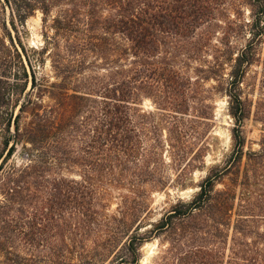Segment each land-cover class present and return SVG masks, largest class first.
Returning <instances> with one entry per match:
<instances>
[{"label": "trees", "instance_id": "obj_1", "mask_svg": "<svg viewBox=\"0 0 264 264\" xmlns=\"http://www.w3.org/2000/svg\"><path fill=\"white\" fill-rule=\"evenodd\" d=\"M5 4L11 9L16 30L17 22L24 27L37 9L44 14L45 23L52 9H59L53 24V50L44 45L30 55L25 46L21 51L15 46L0 13V29L10 41L8 46L0 38V190L6 201L7 197L13 200L38 180L47 182V172L71 171L76 162L84 167L80 192L75 193L74 182L65 178L55 187L61 201L59 217L69 228L62 227L60 233L64 243L58 255L61 264L68 260L100 264L106 251L111 252L91 254L74 247L71 236L81 233L76 225L73 230L68 225L71 216L65 204L75 196L89 199L91 205L103 198L102 179L109 175L106 167L115 168L122 153L128 161L135 158L141 146L134 142L138 134L129 111L139 100V92L151 91L160 106L166 105L161 87L181 83L178 72L174 73L176 80L171 78L173 57L197 52L194 37L200 28V11L206 15L216 8L223 18L231 10L238 15L219 21L226 27L221 26L223 49L213 72L229 98V113L235 121L232 153L212 169L191 201L178 202L172 213L153 225L150 234L165 232L193 243L187 249L172 246L158 264H170V255L176 259L173 264H264V136L259 151H245L242 131L252 113L245 92L251 86L248 76L257 63L262 65L264 89V0H4L0 12L6 11ZM245 6L249 20L240 16ZM243 35L244 44H232L231 39ZM47 52L52 55L55 81L38 78L37 69L44 66ZM227 67L230 71L224 73ZM259 106L264 124V102ZM82 114L88 115L86 125L79 123ZM83 129L96 140L105 138L106 143L98 141L97 146L92 145L97 152L77 159L73 138ZM19 145L27 163L10 166ZM218 183L224 188L217 189ZM199 233L200 245H196ZM147 239L136 234L123 247L136 257ZM125 259L117 252L111 264H137L134 258Z\"/></svg>", "mask_w": 264, "mask_h": 264}, {"label": "rangeland", "instance_id": "obj_2", "mask_svg": "<svg viewBox=\"0 0 264 264\" xmlns=\"http://www.w3.org/2000/svg\"><path fill=\"white\" fill-rule=\"evenodd\" d=\"M0 2L4 3V0ZM5 7L6 11L0 13L19 51L21 46H25L30 55L32 50L41 49L44 45L49 47L48 50H53V24L59 9H52L47 23L44 22V14L37 9L28 17L24 27L17 22L16 30L12 26L11 9L6 4ZM241 10L242 19L249 20V8L245 6ZM226 15L223 18L216 8L208 10L206 15L200 11V28L194 37L197 52L189 57L176 55L175 58L171 55L175 64V68L171 69V78L176 80L174 73L178 72L181 83L161 87L166 105L160 106L151 91L139 92V100L130 105L129 113L138 134L134 142L141 148L131 161L122 153L115 168L108 170L106 167L105 172L107 170L109 175L105 174L102 179L104 197L91 202V205L89 199L83 201L75 196L65 204L71 216L68 225L72 224L71 230L76 225L81 233L77 237L71 236L74 247L91 254L111 250L110 253L106 251L107 257L100 264H111L117 252L127 261L134 258L137 264H158L172 246L187 249L193 244L186 240L179 241L178 237L169 233L156 235L150 234V231L153 225L172 213L178 202L191 201L212 169L222 165L232 153L231 136L235 121L229 113V98L222 93L218 78L213 75L223 49L221 26L223 29L226 27L219 21L238 16L232 10ZM1 37L10 46L9 38L2 29ZM170 39L174 41L176 38L172 36ZM231 42L240 46L245 42V35L233 38ZM171 44L174 47L175 43ZM49 53L44 56V66L37 69L38 78L47 76L50 81H55L52 55ZM35 65L38 68V64ZM229 71L227 67L224 73ZM248 81L251 86L245 92L251 102L252 113L242 129L246 138L245 151H259L264 136V124L260 122L262 115L259 113L262 110L259 103L264 102L261 64L257 63L251 68ZM30 86L31 81L27 92ZM45 102L49 103V99L45 98ZM82 116L79 123L86 125L88 115ZM93 137L84 129L75 133V158L97 152L92 145L97 146L98 141L102 140ZM105 141L103 138L102 142ZM26 163L25 152L19 145L9 164L22 167ZM84 173V167L77 162L72 164L71 171L47 172V182L38 180L29 186L22 197L13 200L7 197L6 201L0 190V264H61L58 255L64 243L60 233L62 227L66 230L69 228L62 225L59 217L61 201L56 197L55 187L60 178H65L74 182L72 190L78 193L84 183ZM224 181L229 182L228 179ZM222 188L224 185L218 183L217 189ZM94 211L99 214H94ZM198 223L200 227V218ZM178 228L182 230L183 226L179 225ZM136 234L149 239L145 240L138 255L131 257L123 245ZM196 245H200V233ZM170 256H167L169 263H176L174 256ZM63 264H75V261L68 260Z\"/></svg>", "mask_w": 264, "mask_h": 264}]
</instances>
